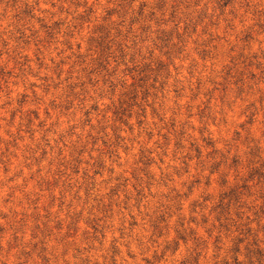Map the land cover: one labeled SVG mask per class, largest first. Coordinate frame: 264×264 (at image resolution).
<instances>
[{"label": "rangeland", "instance_id": "1", "mask_svg": "<svg viewBox=\"0 0 264 264\" xmlns=\"http://www.w3.org/2000/svg\"><path fill=\"white\" fill-rule=\"evenodd\" d=\"M0 264H264V0H0Z\"/></svg>", "mask_w": 264, "mask_h": 264}]
</instances>
